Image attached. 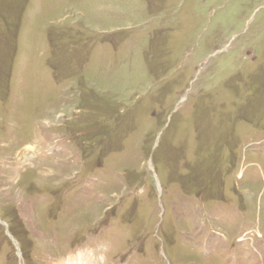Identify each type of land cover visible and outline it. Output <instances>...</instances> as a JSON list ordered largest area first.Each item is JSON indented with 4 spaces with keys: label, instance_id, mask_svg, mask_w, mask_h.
Segmentation results:
<instances>
[{
    "label": "rangeland",
    "instance_id": "obj_1",
    "mask_svg": "<svg viewBox=\"0 0 264 264\" xmlns=\"http://www.w3.org/2000/svg\"><path fill=\"white\" fill-rule=\"evenodd\" d=\"M0 264H264V0H0Z\"/></svg>",
    "mask_w": 264,
    "mask_h": 264
}]
</instances>
